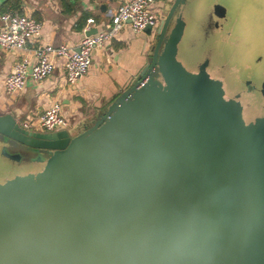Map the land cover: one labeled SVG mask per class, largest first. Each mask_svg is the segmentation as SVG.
Segmentation results:
<instances>
[{"label": "water", "instance_id": "1", "mask_svg": "<svg viewBox=\"0 0 264 264\" xmlns=\"http://www.w3.org/2000/svg\"><path fill=\"white\" fill-rule=\"evenodd\" d=\"M199 1L174 0L139 80L95 120L48 132L0 114L3 156L29 171L0 192V264H264V236L242 257L216 214L232 218L237 162L264 178V116L247 123L208 62L178 59Z\"/></svg>", "mask_w": 264, "mask_h": 264}, {"label": "crops", "instance_id": "2", "mask_svg": "<svg viewBox=\"0 0 264 264\" xmlns=\"http://www.w3.org/2000/svg\"><path fill=\"white\" fill-rule=\"evenodd\" d=\"M125 1L20 0V12L39 20L43 24L42 33L29 44L27 49L7 51L0 48V114H12L20 124L27 120L37 121L50 104L59 101L64 106L66 115L74 118L70 130H75L82 123L95 120L115 98L134 85L148 62L158 28L152 31L134 32L131 24L127 23L111 44L95 49L88 73L77 83L70 84L67 81L64 67L57 58V67L47 79L41 82L30 80L26 89L16 94L8 95L3 90L5 76L12 72L15 64L24 56L32 57L35 46L68 44L77 49L81 40L87 35L85 31L87 19L90 17L96 19V22L91 24V29L102 30L110 24L113 13ZM165 1L158 3L157 7L160 11L165 6ZM201 1L196 4L194 10L185 13L186 28L190 19H194L193 23L197 25V30L190 37L192 41L189 47L197 63L194 71H198V66L208 58L209 50L214 45L219 46L227 40L223 39L220 33H213L216 38L218 35L221 37L208 43L213 30L210 27L212 18L215 20L230 18L229 9L226 6L209 2L210 0L203 3ZM173 2L174 0L169 4L164 18ZM219 9H225V13L222 11V15L217 14ZM195 18H201V20L195 21ZM229 20H225L227 28ZM230 34L228 38L231 37V40L237 44L239 38L231 32ZM201 39L202 41L198 44ZM198 58L201 61L197 62ZM208 61L211 62V57ZM215 78L221 81L224 79L220 76Z\"/></svg>", "mask_w": 264, "mask_h": 264}, {"label": "built area", "instance_id": "3", "mask_svg": "<svg viewBox=\"0 0 264 264\" xmlns=\"http://www.w3.org/2000/svg\"><path fill=\"white\" fill-rule=\"evenodd\" d=\"M162 0H126L111 17V22L97 33L86 35L78 48L68 45L38 44L33 48V56H24L17 62L3 81V90L12 95L26 89L30 80L41 82L47 79L58 64L64 67L67 81L77 83L88 73L96 48L105 47L120 35L126 24H131L134 32H143L148 28L157 29L161 23L160 9ZM3 26L0 27V48L7 51L23 50L41 36L43 24L31 15L8 7L0 13ZM96 19H87L86 32ZM22 127L35 131H57L71 127L61 102L50 104L37 121H25Z\"/></svg>", "mask_w": 264, "mask_h": 264}, {"label": "rangeland", "instance_id": "4", "mask_svg": "<svg viewBox=\"0 0 264 264\" xmlns=\"http://www.w3.org/2000/svg\"><path fill=\"white\" fill-rule=\"evenodd\" d=\"M172 0H166L165 6L160 11L161 20L167 12L169 4ZM202 0L201 2H206ZM209 2H216L226 6L230 12V20L227 22L228 31L233 35H236L239 40L237 44L230 38H226V42L212 47L209 50L211 62L207 65V72L211 77L217 76L223 77L222 83L227 84L229 90L234 87H242L241 83H245V80L259 81L264 77V0H210ZM222 8V7H219ZM194 19H190V23L186 28L182 41L179 44L178 59L182 61L189 70H195L197 67L196 60L192 57L189 50L190 43L194 32L197 30V25L193 23ZM201 18H195V21H200ZM3 22L0 20V26H3ZM209 41L219 39L213 34ZM202 39L198 42V44ZM191 49V48H190ZM207 59V58H206ZM204 59L203 65L206 61ZM201 61L199 58L197 62ZM199 65V66H201ZM198 66V71L199 67ZM51 76V75H50ZM241 80V81H240ZM224 88V87H223ZM225 91V90H224ZM227 95V94H226ZM249 103L248 108L245 107L244 118L250 121L255 118L258 112L257 107L260 104L258 97H244L241 102V106H245ZM240 106V107H241ZM63 110L64 106H63ZM66 114V113H65ZM70 125L74 123V118L68 116ZM68 129H71L69 127ZM11 160L6 159L0 149V192L8 190V187H13L21 178L29 171H21L12 167Z\"/></svg>", "mask_w": 264, "mask_h": 264}, {"label": "flooded vegetation", "instance_id": "5", "mask_svg": "<svg viewBox=\"0 0 264 264\" xmlns=\"http://www.w3.org/2000/svg\"><path fill=\"white\" fill-rule=\"evenodd\" d=\"M228 19L223 18V20H215L212 18V21L210 22V27L213 28L212 34L220 33L223 39H225V37L228 38L231 35L225 22V20ZM208 43H211V41H208ZM209 56L210 53L206 59L208 63L210 62L208 61ZM240 83L242 87H234L232 90H229L227 84L225 85L224 81V98L229 101V103L241 104L244 97H253V95L258 97L260 104H258L257 107L258 112L256 111V117L252 118L250 121L245 119L247 123L251 121L254 122L256 118L264 116V77L261 80L255 82L254 80H248V82L245 80L244 85L242 82ZM248 106L249 103L243 106V113H245L244 108H248ZM187 162L180 163V166L185 168V170L188 168ZM242 164H244L245 167H243ZM229 171L232 173H228L226 176L227 180L230 182L238 181V183L242 184H239L234 192V195L238 198L237 203L235 204L232 202L230 205V209L233 208L232 218L231 214L227 213V209L224 206L220 207L219 209L216 208V214L219 219L218 224L219 226H223L224 230H226L225 235L227 238L224 247H233L236 245L238 248L243 249L242 257L247 258L249 252L251 253V246L258 245L257 241L259 237L264 236V205H262L261 202V204L257 206L258 198H260L259 193L263 192L261 189L264 188V178L261 177L254 164L251 165L244 162H237L236 166H232ZM246 211L250 214H247ZM260 212V219H258L257 215ZM261 241L264 242V239Z\"/></svg>", "mask_w": 264, "mask_h": 264}, {"label": "trees", "instance_id": "6", "mask_svg": "<svg viewBox=\"0 0 264 264\" xmlns=\"http://www.w3.org/2000/svg\"><path fill=\"white\" fill-rule=\"evenodd\" d=\"M8 7L21 11L20 10V7H21L20 0H3L0 5V13L5 11Z\"/></svg>", "mask_w": 264, "mask_h": 264}]
</instances>
